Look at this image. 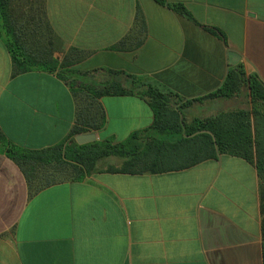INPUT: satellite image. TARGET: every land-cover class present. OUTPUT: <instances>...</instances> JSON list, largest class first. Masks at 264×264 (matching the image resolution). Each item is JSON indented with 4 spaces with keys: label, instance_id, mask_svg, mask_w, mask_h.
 Here are the masks:
<instances>
[{
    "label": "crops",
    "instance_id": "0c3cea01",
    "mask_svg": "<svg viewBox=\"0 0 264 264\" xmlns=\"http://www.w3.org/2000/svg\"><path fill=\"white\" fill-rule=\"evenodd\" d=\"M25 1V0H24ZM14 8L27 10L29 4ZM181 3L189 16L172 4ZM61 60L108 68L182 99L184 116L245 107L243 95L206 97L240 63L264 83V0H43ZM138 14V17H137ZM96 139L122 140L148 127L135 95L101 99ZM75 100L56 72L12 74L0 40V130L30 148L65 141ZM260 180L254 163L221 153L158 173L94 172L30 192L0 153V264H263Z\"/></svg>",
    "mask_w": 264,
    "mask_h": 264
},
{
    "label": "trees",
    "instance_id": "16d2710c",
    "mask_svg": "<svg viewBox=\"0 0 264 264\" xmlns=\"http://www.w3.org/2000/svg\"><path fill=\"white\" fill-rule=\"evenodd\" d=\"M25 1L30 5L27 10L14 8L25 6ZM25 1L0 0V40L10 55L12 74L56 72L75 100V120L65 141L30 148L9 140L0 130V153L17 164L29 191L37 192L62 180H81L94 172L158 173L188 168L221 153L239 156L255 164L260 180L264 264V83L255 74H246L238 63L206 97L243 95L247 105L187 120L183 112L186 102L172 92L121 70L81 71L74 67L82 58L74 55V48L58 60L54 51L59 40L47 20L43 0ZM172 6L178 13L190 15L183 4ZM107 95L144 99L152 111L151 124L122 140L95 139L78 144L75 135L104 126L101 99Z\"/></svg>",
    "mask_w": 264,
    "mask_h": 264
},
{
    "label": "water",
    "instance_id": "95a60500",
    "mask_svg": "<svg viewBox=\"0 0 264 264\" xmlns=\"http://www.w3.org/2000/svg\"><path fill=\"white\" fill-rule=\"evenodd\" d=\"M74 139L78 144H83L95 140L96 135L94 132L79 133L74 136Z\"/></svg>",
    "mask_w": 264,
    "mask_h": 264
},
{
    "label": "rangeland",
    "instance_id": "374dc122",
    "mask_svg": "<svg viewBox=\"0 0 264 264\" xmlns=\"http://www.w3.org/2000/svg\"><path fill=\"white\" fill-rule=\"evenodd\" d=\"M102 140V139H101Z\"/></svg>",
    "mask_w": 264,
    "mask_h": 264
}]
</instances>
